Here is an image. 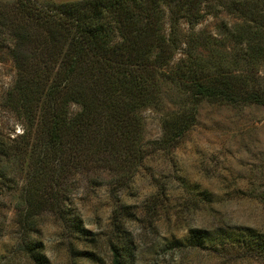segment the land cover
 <instances>
[{
	"label": "trees",
	"instance_id": "16d2710c",
	"mask_svg": "<svg viewBox=\"0 0 264 264\" xmlns=\"http://www.w3.org/2000/svg\"><path fill=\"white\" fill-rule=\"evenodd\" d=\"M223 14L233 23L215 35L195 30ZM4 50L15 70L8 109L24 122L22 145L0 135V154L6 163L21 155L28 168L15 222L23 239L38 233L37 213L63 198L64 173L95 161L120 184L135 172L146 157L145 110L170 107L155 142L161 151L192 129L203 101L264 107V88L250 73L264 63V0L0 1ZM190 233L194 247L209 236ZM39 250L25 242V255L45 264ZM107 251L111 264H136L123 224Z\"/></svg>",
	"mask_w": 264,
	"mask_h": 264
},
{
	"label": "rangeland",
	"instance_id": "374dc122",
	"mask_svg": "<svg viewBox=\"0 0 264 264\" xmlns=\"http://www.w3.org/2000/svg\"><path fill=\"white\" fill-rule=\"evenodd\" d=\"M38 1L53 6L82 0ZM222 22L233 20L225 14L206 17L195 30L215 35ZM8 60L4 50L0 135L18 147L24 120L8 109L15 82ZM256 70L250 73L264 88V63ZM169 110L143 112L146 157L120 184L95 161L64 173L63 198L55 209L37 213L39 231L29 239L15 223L28 168L21 155L6 163L0 154V264H41L25 255V242L39 245L45 264H111L107 243L120 224L135 239L136 264H264V107L203 101L181 142L160 151L155 142ZM190 228L209 236L194 247Z\"/></svg>",
	"mask_w": 264,
	"mask_h": 264
}]
</instances>
